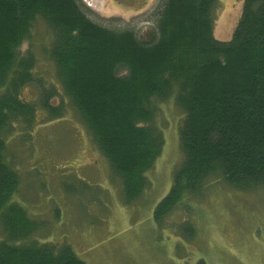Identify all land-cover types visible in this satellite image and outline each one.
<instances>
[{"label":"trees","instance_id":"trees-1","mask_svg":"<svg viewBox=\"0 0 264 264\" xmlns=\"http://www.w3.org/2000/svg\"><path fill=\"white\" fill-rule=\"evenodd\" d=\"M218 5L161 0L154 35L143 41L134 30L90 19L80 0H0V264H88L70 242L25 241L41 223L10 203L19 173L7 157L8 135L15 123L36 121L37 105L51 118L63 106L50 102L54 86L41 89L37 101L21 97V88L35 79L36 58L31 52L19 58L18 49L39 20L51 33L57 79L121 180L125 203L149 184L146 174L165 143L153 122L154 101L171 96L184 113L182 160L154 209L158 224L211 180L239 190L264 188V0H244L228 41L213 35Z\"/></svg>","mask_w":264,"mask_h":264},{"label":"rangeland","instance_id":"rangeland-1","mask_svg":"<svg viewBox=\"0 0 264 264\" xmlns=\"http://www.w3.org/2000/svg\"><path fill=\"white\" fill-rule=\"evenodd\" d=\"M88 17L117 31L134 30L150 40L161 0H80ZM244 0H219L213 35L228 41L238 24ZM51 33L44 21L34 23L18 49L36 58L34 76L21 97L37 101L41 89L56 87L50 102L63 103L57 118L39 105L33 124L15 123L8 135V159L19 173L10 203L26 209L41 223L25 241H67L88 264H264V188L239 190L211 180L201 195L176 206L158 224L153 216L169 192L182 160L179 126L183 110L173 96L155 99L154 124L165 143L143 193L125 203L121 180L93 142L56 76L49 49ZM121 74L126 71L119 70ZM72 188V189H71ZM192 230H183L184 225ZM0 221V239L4 237Z\"/></svg>","mask_w":264,"mask_h":264}]
</instances>
